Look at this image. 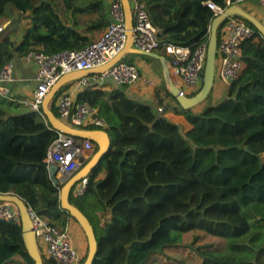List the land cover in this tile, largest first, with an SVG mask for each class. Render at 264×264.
Masks as SVG:
<instances>
[{
	"label": "trees",
	"instance_id": "obj_1",
	"mask_svg": "<svg viewBox=\"0 0 264 264\" xmlns=\"http://www.w3.org/2000/svg\"><path fill=\"white\" fill-rule=\"evenodd\" d=\"M140 1L156 28L159 54L165 55L167 43L191 51L207 43L213 12L203 0ZM214 1L224 5V0ZM7 4L28 12V25L18 41L9 35L0 39V69L31 50L53 54L80 49L109 24L105 0H0V15ZM246 22L254 35L240 44L243 65L238 77L218 103L207 101L210 92L200 113L183 109L164 80L163 92L154 93L161 108L158 115L148 103L130 97L125 85L106 91L91 81L77 94L76 101L98 109L106 126L92 128L105 129L111 141L86 177L85 192L69 195L94 228L98 246L92 264H134L139 253L161 239L176 244L183 233L196 229L224 240L222 249L199 247L200 264H264V197L239 201L224 185L211 184L189 171V141L180 125L163 115L170 111L194 118L228 111L245 128L264 126V37ZM141 57L160 63L151 56ZM68 84L50 103L56 115L54 99ZM19 105L0 94V193L19 195L49 224L64 228L74 218L60 207L62 184L51 181L44 161L58 132L39 112L27 107L17 110ZM248 148L258 155L264 152V140L251 141ZM5 241L14 250H25L19 221L0 220V247ZM46 260L45 264H58Z\"/></svg>",
	"mask_w": 264,
	"mask_h": 264
},
{
	"label": "built area",
	"instance_id": "obj_2",
	"mask_svg": "<svg viewBox=\"0 0 264 264\" xmlns=\"http://www.w3.org/2000/svg\"><path fill=\"white\" fill-rule=\"evenodd\" d=\"M105 1L108 4L109 24L100 36L90 44L80 49L63 50L53 54L31 50L21 57L24 62H33L36 65V85L30 97L24 100L25 107L39 112L44 117L42 112L43 99L53 83L62 74L103 65L122 49L126 41V29L121 2L120 0ZM129 1L133 15V47L145 51H156L159 46L156 28L150 21L143 2L140 0ZM256 1L264 6V0H224L222 6L214 0H203L202 4L212 10L213 17H215L231 4H237L246 10L241 3L253 5ZM253 35V28L240 16H227L221 22L217 32L215 60V78L218 81L227 85L235 81L243 65L240 44ZM206 44L199 45L193 51L187 46L172 43L164 45V56L170 71H168L169 76L171 80L172 77H177L178 82L175 84L183 94L190 95L193 93H187L183 86L194 87L196 88L195 92L201 86ZM141 78L139 68L135 64L120 60L104 72L83 76L78 81L80 85L85 86L91 81L102 84L107 79H111L118 85L130 87L137 85ZM15 79L14 64L10 60L0 69L1 95L6 96L10 92L9 84ZM142 80L144 83L150 82L143 78ZM54 107L57 116L72 127L106 126L103 118L98 115L96 107L86 102L76 101L68 93L59 94L54 101ZM158 110L160 111L161 108ZM95 146V143L90 139L58 132L57 137L47 149L44 158L46 167L50 163H55L63 169L65 177H69L90 158L95 151ZM86 185L87 178H83L74 185L72 192L75 196H80L85 192ZM28 213L43 259L55 260L58 264L80 263L81 258L69 240V231L66 227L49 224L30 207H28ZM0 220L20 222V214L15 204L10 201L0 203Z\"/></svg>",
	"mask_w": 264,
	"mask_h": 264
},
{
	"label": "rangeland",
	"instance_id": "obj_3",
	"mask_svg": "<svg viewBox=\"0 0 264 264\" xmlns=\"http://www.w3.org/2000/svg\"><path fill=\"white\" fill-rule=\"evenodd\" d=\"M241 5L264 22L261 16L264 6L259 1L253 5L245 3ZM3 17L13 20L12 28L3 25ZM27 17L28 12H18L11 4H7L0 15V27L2 28L0 38L9 35L18 41L26 27ZM128 59L127 57L124 61L132 63ZM151 62L158 65L157 61ZM158 70L161 72L159 66ZM183 87L187 93H194L196 90L194 87ZM222 91H225V86L222 87ZM210 99L211 93L207 101ZM207 101L204 100L194 107L193 111L202 112ZM24 108L20 104L17 110H24ZM179 125L181 133L188 139L191 148V154L187 157L189 171L211 184L224 185L229 194L239 201L264 197V153L256 155L247 150L251 141L264 138V130L258 126V128L255 126L245 128L240 118L228 111L209 112L194 118L184 116ZM61 174L64 173H59V178ZM69 240L82 260L87 251L85 234H77L70 229ZM201 246L222 249L224 240L208 235L202 230H191L183 233L180 242L176 244L171 243L167 237L161 239L151 249L139 253L134 264H200L202 258L198 253V248ZM6 255L9 254L6 253ZM44 261L47 260L44 259Z\"/></svg>",
	"mask_w": 264,
	"mask_h": 264
},
{
	"label": "water",
	"instance_id": "obj_4",
	"mask_svg": "<svg viewBox=\"0 0 264 264\" xmlns=\"http://www.w3.org/2000/svg\"><path fill=\"white\" fill-rule=\"evenodd\" d=\"M120 2L124 12V23L126 29V41L122 49L103 65L91 69L71 71L62 74L53 83L42 102L43 115L46 118V121L51 125L52 129L57 132L72 135L74 137L90 139L96 145V150L93 152L90 158L69 177L60 179L58 174L64 172L63 169L61 167H58L55 163H50L47 166L48 175L51 181L55 185L62 184L59 189L58 197L60 207L63 210L69 212V214L75 219V221L78 222L85 234L87 240V253L82 264H92L97 252L98 243L94 228L90 220L79 207L70 202L69 195L74 185L81 179L86 178L88 174L99 164L102 157L108 151L111 141L109 133L103 128H76L62 121L50 107V103L53 97L56 95L57 91L65 84L79 79L83 76H89L91 74L104 72L115 62L122 60L123 56L127 53H137L160 59L162 63L164 79L167 83L168 92L173 97H175L176 101L183 109H190L201 104L212 91L215 80V60L218 41L217 32L221 22L227 16L237 15L242 17L244 20L251 23L256 28V30L264 37V23L261 22L255 15L243 9L237 4H231L225 7L222 12L218 13L215 17L212 18L209 25V34L206 44V55L202 71L201 86L194 94L186 95L181 93L178 86L171 80L168 72L166 58L164 55L159 54L156 51H145L133 47L132 43L134 31L131 4L129 0H120ZM247 150L254 154V152L251 151L248 147ZM0 201H10L15 204L20 214L21 235L25 250L34 264H45V261L40 252L32 221L28 213V207L25 201L19 195L12 192L0 193Z\"/></svg>",
	"mask_w": 264,
	"mask_h": 264
},
{
	"label": "crops",
	"instance_id": "obj_5",
	"mask_svg": "<svg viewBox=\"0 0 264 264\" xmlns=\"http://www.w3.org/2000/svg\"><path fill=\"white\" fill-rule=\"evenodd\" d=\"M261 16L263 19L262 21H264V12H262ZM4 18L5 17H3V19ZM3 25L4 26L6 25L12 28L13 20L4 19ZM27 25H28V17L26 19L25 26ZM102 31H104V29ZM102 31L99 34L95 35V39H97L100 36ZM127 57L129 58L128 60H131V62L134 63L139 68L141 77L150 82L144 83V81L141 78V80L139 81L137 85L130 86V87H127V86L124 87V91L130 97L148 103L152 107L155 114L157 115L160 114L161 111H158V108H160V106H158L156 99H155V94H154L156 89H159L161 90V92H163L162 81L163 80L165 81L164 75H163L162 63L160 59H159L160 63H158V65H154L150 60L142 58L141 54L127 53L123 56V59H126ZM12 61L14 64V75L16 79L14 82L9 84L10 92L6 95V97H9L10 100L14 102L20 103L23 107L24 100L30 97V95L32 94V90L34 89L36 85V81H35L36 65L33 62L26 63L22 60L21 57H18V56L14 57ZM158 66L161 72H159ZM172 80L174 83L178 82L177 77H172ZM102 85H103V89L106 91H110V89L114 86H119L111 79H107L104 83H102ZM85 86L80 85L78 79H76L74 81L69 82L67 88L63 92L68 93L74 100H76L77 94L80 91H82ZM166 86H167V83H166ZM223 86H225V91H222ZM228 86L229 85L223 82H220L215 78L214 85L211 91L210 102L213 104H216L219 101H221L227 93ZM163 115L167 117L169 120L177 123L178 125L180 121L184 119V115L175 114L170 111L165 112ZM258 127L256 126L255 128H258ZM260 128L264 130V126ZM261 139L264 140V138H261ZM66 228L68 229V231L71 229L73 232L77 234H80V233L81 235L84 234L79 224L74 219H70L67 222ZM82 248H83V244H82ZM6 253L9 255H6ZM0 264H34V263L32 259L29 257V255L27 254L26 250H21V249L14 250L13 248L9 247L7 242L5 241L3 245L0 247Z\"/></svg>",
	"mask_w": 264,
	"mask_h": 264
},
{
	"label": "bare ground",
	"instance_id": "obj_6",
	"mask_svg": "<svg viewBox=\"0 0 264 264\" xmlns=\"http://www.w3.org/2000/svg\"><path fill=\"white\" fill-rule=\"evenodd\" d=\"M58 175H59V174H58ZM64 177H65L64 174H61V175H60V178H61V179H64Z\"/></svg>",
	"mask_w": 264,
	"mask_h": 264
}]
</instances>
